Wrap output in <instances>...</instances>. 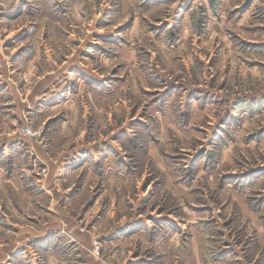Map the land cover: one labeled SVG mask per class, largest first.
<instances>
[{"label":"rangeland","instance_id":"1","mask_svg":"<svg viewBox=\"0 0 264 264\" xmlns=\"http://www.w3.org/2000/svg\"><path fill=\"white\" fill-rule=\"evenodd\" d=\"M0 264H264V0H0Z\"/></svg>","mask_w":264,"mask_h":264}]
</instances>
